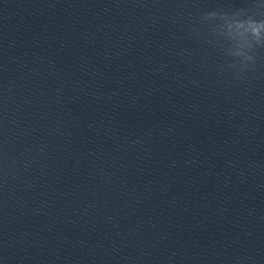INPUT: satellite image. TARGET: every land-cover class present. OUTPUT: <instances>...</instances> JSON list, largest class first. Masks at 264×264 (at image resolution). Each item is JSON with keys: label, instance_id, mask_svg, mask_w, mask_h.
Here are the masks:
<instances>
[{"label": "clouds", "instance_id": "9594fccd", "mask_svg": "<svg viewBox=\"0 0 264 264\" xmlns=\"http://www.w3.org/2000/svg\"><path fill=\"white\" fill-rule=\"evenodd\" d=\"M264 3L252 0L248 7L203 11L198 18L197 33L203 32L205 42L213 45L228 59L226 70H235L237 76L254 70L257 52L264 49Z\"/></svg>", "mask_w": 264, "mask_h": 264}]
</instances>
